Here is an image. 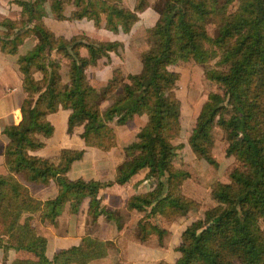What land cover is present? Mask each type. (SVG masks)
<instances>
[{"label": "trees", "instance_id": "1", "mask_svg": "<svg viewBox=\"0 0 264 264\" xmlns=\"http://www.w3.org/2000/svg\"><path fill=\"white\" fill-rule=\"evenodd\" d=\"M10 1L20 6V17L0 23L4 29L0 49L17 53L28 33L36 36L17 57L25 98L21 120L3 127L8 137L7 172L0 174V246L28 250L36 259H15L12 264L47 260L46 238L21 221L25 212L39 211L41 220L53 222L65 203L76 212L88 197L89 213L104 214L120 227L122 217L101 202L102 189L126 182L142 168L147 169L146 177L154 178L153 185L126 201L128 210L142 212L137 220L142 240L155 233L161 241L166 232L161 222L187 212L192 200L182 183L192 173L172 160L182 143L172 140L181 128V105L174 90L179 73L170 66L181 59L201 64L204 77L218 87L207 93L196 116L188 136L191 149L217 165L211 132L217 124L226 138L225 153L233 155L238 165L228 180L210 184L214 205L182 230L175 247L178 257L170 264H264V0H162L154 7L158 14L148 29L150 43L141 51L140 69L123 72L115 67L102 88L88 81L85 69L100 57L109 60V52L118 51L122 43L83 33L69 37L56 33L44 20L46 6L56 19L87 18L96 27L117 33L130 31L147 0H134L132 7L123 0ZM66 6H71L68 14ZM61 59L67 62L66 82L61 80ZM105 99L111 101L103 106ZM60 107L69 109L67 133L82 124L78 135L84 144L102 150L113 145L110 121L125 123L134 114H147L135 139L124 146L126 158L112 179L68 176L72 163L83 157L84 147L63 146L53 156L34 153L53 134L48 114ZM18 174L26 181L53 180L57 192L38 198ZM94 239L100 241L84 234L79 243L60 249L48 261L81 263Z\"/></svg>", "mask_w": 264, "mask_h": 264}, {"label": "crops", "instance_id": "2", "mask_svg": "<svg viewBox=\"0 0 264 264\" xmlns=\"http://www.w3.org/2000/svg\"><path fill=\"white\" fill-rule=\"evenodd\" d=\"M19 12L18 4L10 0H0V23L6 18L17 19ZM139 13L141 17L136 22L139 23L140 28L152 26L158 14L152 6H146ZM49 16L48 23L46 18ZM45 22L54 32L62 33L67 37L83 33L97 40H118L122 43L118 51L109 52V60L100 57L85 69L88 81L96 88H102L105 85L115 67H119L123 72H136L141 67L140 55L144 46L139 50L138 46L141 43L139 40L142 37L134 31L136 22L132 26L134 29L131 28L129 32L119 31L115 33L103 26L96 27L87 18L58 20L51 15L49 10L45 15ZM27 46L29 47V45ZM28 47L23 42V45L18 47L17 53H9L0 49V174L7 172L4 146L8 137L3 132V127L6 124L18 123L22 118L21 104L25 98V91L22 88V74L18 69L17 57L20 53L25 52ZM81 52L86 53V49L82 47ZM181 62L184 61L179 60L173 66ZM36 72L38 71H34V73ZM61 72L60 70L62 79ZM65 80H68V76ZM110 101L111 99H105L102 105L105 106ZM68 113L69 109L60 107L57 111L48 114V118L54 125V132L45 139V145L35 150L34 153L49 156L58 152L61 147L56 137L66 131ZM137 118L139 119L138 122H136ZM114 120L110 121L109 124L111 123L115 134V146L109 150L85 145L78 135L82 129L81 125L77 126V130L72 133L66 131L67 138H63L66 145L75 143L76 147L84 146L85 148L83 157L75 160L69 168L67 172L69 177L82 176L101 180L113 178L116 168L123 158L120 153H115L116 150H120L121 144H125L134 138L139 127L146 121V116L145 114H134L125 123L116 122L114 124ZM48 140L50 141L48 142ZM90 154H96L99 158L89 161ZM102 155L105 156L102 157ZM146 170V168H142L126 182L114 183L102 189L104 196L101 202L116 210L117 214L122 217L120 227L113 219L107 218L104 214L94 216L89 213L88 197L83 199L76 212H71L69 204L65 203L53 222L41 220L39 211L25 212L21 221L32 233L41 234L46 238L45 255L47 260L41 261V264H52L48 260L52 259L57 251L79 243L84 234L96 237L100 241L92 240L89 243L88 254L82 262H73L72 264H158L160 261L164 264H170L173 262L178 257L175 247L180 243L182 230L188 223L201 216L212 203V197L208 190L209 186L202 188L199 176L186 177L182 183V190L192 200L193 205L189 207L186 213L178 215L173 220L163 221L166 232L161 241L155 233L142 240L137 230V220L141 212L136 209L128 210L126 201L132 193L145 191L151 187L153 182L149 177H146ZM17 177L38 198L51 197L57 192L53 180L44 183L26 181L19 174ZM201 190L205 192L202 193ZM194 204L195 207H193ZM15 259H36V256L28 250L13 248L6 250L0 246V264H12Z\"/></svg>", "mask_w": 264, "mask_h": 264}, {"label": "rangeland", "instance_id": "3", "mask_svg": "<svg viewBox=\"0 0 264 264\" xmlns=\"http://www.w3.org/2000/svg\"><path fill=\"white\" fill-rule=\"evenodd\" d=\"M147 1H148V4L145 5V7L146 6H152L154 8L156 6H160L162 3V0H147ZM123 4L125 6L132 7L134 4V0H123ZM70 8H71V6H66V13L67 14L69 13ZM46 9L49 10V12L51 13L49 6H46ZM139 12H138V14H139V19H140L141 15ZM51 15H53V14L51 13ZM19 17H20V12H19L18 18ZM49 19H50V16L48 18H46V22L49 23ZM139 19H138V21H139ZM44 20H45V16H44ZM1 22H4V20ZM137 26H139V27H137ZM134 27H135V29H134ZM134 27H132V28L134 29L135 32H137V35H140L142 37V38L140 37L141 39L139 41L141 43L138 46L139 50H141V48L143 46L145 48L150 43V37H149L148 29L151 26H146V28L145 27L140 28L139 23L136 22L134 24ZM3 30L4 29L1 27L0 33ZM35 37L36 36L33 35L32 33H28L24 37L23 41L21 42V45H23V42H25L26 47H28L27 45H29V47L26 48V50L29 49L34 44V42L36 41ZM25 39H26V41H25ZM51 56L54 57L55 53L52 52ZM140 57H141V55H140ZM181 61H184V62H181V63L177 64L176 66L175 65L170 66V68L178 71V73H179V78L176 82V86H175L174 90H175L177 97L180 100V105H182L181 106V114H180L181 128L179 130H177L172 136L173 142L174 143H182V146L180 148L176 149V153L173 156L172 160H173V163L175 165H181L182 167L189 170L192 173L191 177L199 176V178L201 179L202 188L209 186L208 190L210 191V184L214 180H216V179L223 180V181L228 180L229 172L234 167H236L238 165V162L233 155H228L225 153L226 138L224 136L223 130L217 124H213L211 127V132H212L213 137H214L212 154H213L214 158L217 160V165H213V164L207 162L197 152H195L191 149V147L188 143V136L190 134L191 129L194 126L196 116H197L203 102L205 101V99L207 97V93L209 91L218 90V87H217L215 82L208 80L204 77L203 67L201 64L196 63L193 59H181ZM210 65L213 66V61L210 62ZM60 70L62 71L61 72L62 73V79L61 80L66 82L67 80H65V79L67 78L68 74H67V62L65 59H61ZM34 75L36 77H39L40 73L36 72V73H34ZM140 114H145L146 121H147V114L146 113H139V115ZM137 120H139V119L137 118L136 122H138ZM113 122H114V124L116 123L115 120ZM136 122H132V123H136ZM79 125L82 126V124L76 125L74 127L73 131L77 130V126H79ZM109 125L111 126V123ZM112 130H113V128H112ZM135 136H136V134H135ZM135 136H134V138H132L131 140H129L125 144H121L120 150H116V152H115L116 154L120 153L123 156L120 163L126 158L124 146L126 144H128L130 141H132L133 139H135ZM56 138H57L56 140L59 141L60 147L68 146L63 141V138H67L66 131H64L62 135H59ZM113 140H114L113 145H111L109 147V149H111L113 146H115V134H114ZM49 141L50 140H48V142ZM48 146H49V144H48ZM69 147H76V144L72 143L69 145ZM109 149H107V150H109ZM59 150H60V148H59ZM59 150H58V152H59ZM58 152L55 154L49 155V156L56 155V154H58ZM110 154H113V153H110ZM104 156L105 155H102V157H104ZM89 157H90L89 161H94V160H97L99 158V156L96 154H90ZM149 178H150L151 182H154V178H152V177H149ZM108 179H112V177L108 178ZM108 179H102V180L104 181V180H108ZM99 180H101V179H99ZM152 185H153V183H152ZM201 192L204 193L205 191L201 190ZM103 196H104V192H103ZM192 205L193 204H191L189 207H191ZM212 205H214L213 198H212V203H210V205L208 207H210ZM193 207H195V204ZM122 211L127 212L124 210H122ZM161 223L163 224V221ZM261 226L264 229V221H261Z\"/></svg>", "mask_w": 264, "mask_h": 264}]
</instances>
